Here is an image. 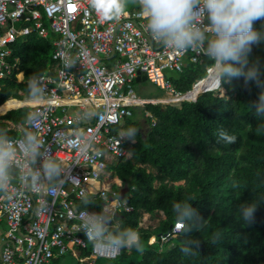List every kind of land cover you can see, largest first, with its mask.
I'll return each mask as SVG.
<instances>
[{
	"label": "built area",
	"instance_id": "obj_1",
	"mask_svg": "<svg viewBox=\"0 0 264 264\" xmlns=\"http://www.w3.org/2000/svg\"><path fill=\"white\" fill-rule=\"evenodd\" d=\"M121 1L0 0V79L15 71L22 80L18 58L10 60L16 39L54 35L51 65L34 78L41 103L12 126L20 135L0 143V264H51L66 253L73 264L116 258L121 242L108 229L131 206L119 197L122 181L110 166L130 157L135 140L125 121L141 106L154 125L145 104L178 105L224 90L225 52L241 41L243 14H231L221 0H134L136 7L114 12ZM206 60L186 91L165 76ZM138 73L165 95L137 96ZM86 199L101 200L90 207L108 213L110 224L102 227L100 216L79 207ZM138 226L145 227L142 219ZM182 228L174 222L160 241Z\"/></svg>",
	"mask_w": 264,
	"mask_h": 264
},
{
	"label": "trees",
	"instance_id": "obj_2",
	"mask_svg": "<svg viewBox=\"0 0 264 264\" xmlns=\"http://www.w3.org/2000/svg\"><path fill=\"white\" fill-rule=\"evenodd\" d=\"M221 1L246 18L241 41L225 57V92H205L178 105L147 103L154 125L135 118V111L125 121L135 142L130 157L110 167L127 189L131 210L108 229L121 252L106 264H264V0ZM52 39L31 33L11 44L10 60L19 58L24 79L17 82L15 71L0 79V143L20 135L9 123L27 120L29 107L11 102L38 97L33 78L51 65ZM209 62L188 63L165 76L186 91ZM100 203L86 199L79 207ZM144 213L158 222L138 226ZM176 221L182 230L171 245L162 243L160 235ZM130 235L136 240L127 246ZM151 235L155 241L149 243ZM63 257L51 264H66Z\"/></svg>",
	"mask_w": 264,
	"mask_h": 264
},
{
	"label": "rangeland",
	"instance_id": "obj_3",
	"mask_svg": "<svg viewBox=\"0 0 264 264\" xmlns=\"http://www.w3.org/2000/svg\"><path fill=\"white\" fill-rule=\"evenodd\" d=\"M134 4V0H122L119 4H117L114 7V12L116 11H122L130 9V5ZM132 89L135 92V94L141 98H155V97H161L164 96L165 93L161 91L155 84L151 83L149 80H141L139 82L134 81L132 85ZM225 90L218 91L215 94L217 95H223ZM31 106V105H26ZM143 108L141 106H138L134 108L135 111V118L139 119L141 122L145 123V117L142 115ZM147 216V215H146ZM160 217H163L162 214H160ZM142 225L145 227L151 226L153 227L158 222V216H155L154 218H150L149 215L145 218L142 216ZM131 238V236H130ZM131 239V240H135ZM169 242V243H168ZM164 242L168 243L169 245L172 244V239L170 241ZM63 259H65L66 264H73V257H71L69 254H65ZM111 259H104V258H98L95 262V264H106V262L110 261Z\"/></svg>",
	"mask_w": 264,
	"mask_h": 264
},
{
	"label": "water",
	"instance_id": "obj_4",
	"mask_svg": "<svg viewBox=\"0 0 264 264\" xmlns=\"http://www.w3.org/2000/svg\"><path fill=\"white\" fill-rule=\"evenodd\" d=\"M230 55H231V53H230L229 51H226V52H225V56H230ZM140 80H146V77H145V75H140V74L138 73V75L136 76V81L138 82V81H140ZM126 191H127V189L123 187V188L119 191V193H118L119 197H124ZM70 196L73 197V194H70ZM126 199H127V198H126ZM88 210H89L91 213H93V214L98 215V216L101 217V219H102V220H101V226H102V227H105L106 225L110 224V221H111V220H110V218H109V214L106 213L105 211H103L102 209H98V208H95V207H89ZM115 216H116V217H120V216H121V213L116 212V213H115Z\"/></svg>",
	"mask_w": 264,
	"mask_h": 264
},
{
	"label": "crops",
	"instance_id": "obj_5",
	"mask_svg": "<svg viewBox=\"0 0 264 264\" xmlns=\"http://www.w3.org/2000/svg\"><path fill=\"white\" fill-rule=\"evenodd\" d=\"M52 35V34H51ZM53 36V39H54V35H52ZM20 38V37H19ZM52 39V40H53ZM51 45H52V41H51ZM11 50H12V48H11ZM52 53V52H51ZM16 58H18V57H16ZM18 63H19V58H18ZM18 70H20V71H22L23 72V70H21V69H18ZM47 71V70H46ZM43 73V72H42ZM40 74V73H39ZM38 75V74H37ZM10 76V75H9ZM14 76H15V80L17 81V82H21V81H23V79H24V72H23V76H22V80L21 81H18L17 80V77H16V74H14ZM36 76V75H35ZM35 76H34V78H35ZM6 77H8V76H6ZM34 78H33V83H34ZM2 79V78H1ZM141 81V80H140ZM35 84V83H34ZM36 86V85H35ZM38 96H39V94H38ZM33 98H38V97H33ZM16 99V98H15ZM11 104H12V106H15V107H18V106H21V105H24V104H26V102L25 101H21V102H19V101H13V102H11ZM19 108V107H18ZM31 108V107H30ZM29 108V109H30ZM24 123V122H23ZM23 123H18V124H13V123H9L10 124V128H12V129H15V128H13L12 126H17V125H19V124H23ZM15 130H17V129H15ZM2 229H4V225H2L1 226V228H0V231L2 230Z\"/></svg>",
	"mask_w": 264,
	"mask_h": 264
},
{
	"label": "bare ground",
	"instance_id": "obj_6",
	"mask_svg": "<svg viewBox=\"0 0 264 264\" xmlns=\"http://www.w3.org/2000/svg\"><path fill=\"white\" fill-rule=\"evenodd\" d=\"M197 89V88H196ZM195 92V91H194ZM26 101V104H24V106L26 105H36V104H39L41 103V100L38 99V98H30V99H27V100H24ZM20 102V101H19Z\"/></svg>",
	"mask_w": 264,
	"mask_h": 264
}]
</instances>
